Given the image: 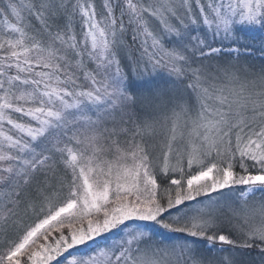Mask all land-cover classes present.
<instances>
[{
    "label": "snow or ice",
    "instance_id": "6c2138e0",
    "mask_svg": "<svg viewBox=\"0 0 264 264\" xmlns=\"http://www.w3.org/2000/svg\"><path fill=\"white\" fill-rule=\"evenodd\" d=\"M256 52L264 0H0V264H264Z\"/></svg>",
    "mask_w": 264,
    "mask_h": 264
},
{
    "label": "trees",
    "instance_id": "16d2710c",
    "mask_svg": "<svg viewBox=\"0 0 264 264\" xmlns=\"http://www.w3.org/2000/svg\"><path fill=\"white\" fill-rule=\"evenodd\" d=\"M93 2L96 4L97 10L101 11L103 3H104V0H93ZM128 41H129V43H131L130 35L128 37ZM133 54L134 55H138V52L136 51V46H133ZM256 56H261V54L259 52H256L254 54V57H253V62L256 65V67H255V69H253V71L258 73L259 70H260L259 66H260V63L262 61L260 59L256 58ZM237 171H239V169H237ZM31 219H34V218H30L29 222L31 221ZM53 235H56V234L54 233ZM189 239H195V238H189ZM244 259L247 260V261H250L251 264H261V257L259 256L258 251H255V250H252L250 252V255L245 256Z\"/></svg>",
    "mask_w": 264,
    "mask_h": 264
},
{
    "label": "rangeland",
    "instance_id": "374dc122",
    "mask_svg": "<svg viewBox=\"0 0 264 264\" xmlns=\"http://www.w3.org/2000/svg\"><path fill=\"white\" fill-rule=\"evenodd\" d=\"M244 55H246V54H244ZM256 58L260 59L261 61L264 60V56H256ZM257 196H259V193H257ZM217 247H219V245H217ZM225 247H227V246H225Z\"/></svg>",
    "mask_w": 264,
    "mask_h": 264
}]
</instances>
